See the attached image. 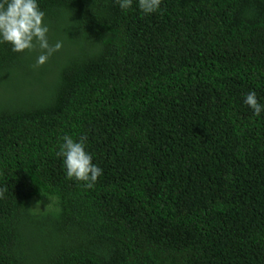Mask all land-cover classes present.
Wrapping results in <instances>:
<instances>
[{
    "label": "trees",
    "instance_id": "trees-1",
    "mask_svg": "<svg viewBox=\"0 0 264 264\" xmlns=\"http://www.w3.org/2000/svg\"><path fill=\"white\" fill-rule=\"evenodd\" d=\"M38 6L60 50L0 44V264H264V0Z\"/></svg>",
    "mask_w": 264,
    "mask_h": 264
},
{
    "label": "clouds",
    "instance_id": "clouds-1",
    "mask_svg": "<svg viewBox=\"0 0 264 264\" xmlns=\"http://www.w3.org/2000/svg\"><path fill=\"white\" fill-rule=\"evenodd\" d=\"M115 2L121 10H127L131 8L133 0ZM160 5L161 0H136L137 8L144 14L157 12ZM49 31V24L45 20L44 11L38 6V0H0V44L10 45L13 52L36 51L37 67L62 47L59 40L50 43ZM243 103L250 108L253 116L264 112V104L258 101L254 90H248L244 94ZM60 141L56 155L63 160L66 178L83 182L84 188H92L103 170L93 162L92 154L86 151V135L73 139L71 135L64 134ZM46 198L49 201L46 206H50L52 201H58L56 196ZM39 204L40 201H37L35 208L38 211ZM55 210L58 212L59 208Z\"/></svg>",
    "mask_w": 264,
    "mask_h": 264
}]
</instances>
